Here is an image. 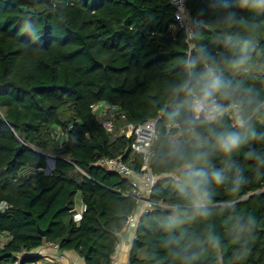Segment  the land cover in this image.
<instances>
[{
    "label": "trees",
    "instance_id": "trees-1",
    "mask_svg": "<svg viewBox=\"0 0 264 264\" xmlns=\"http://www.w3.org/2000/svg\"><path fill=\"white\" fill-rule=\"evenodd\" d=\"M186 9L196 20L190 40L174 22L169 0H0V264H38L32 252L46 244L84 264H111L117 233L136 202L130 180L96 162L119 158L139 172L133 137L120 131L149 120L157 121L158 132L148 164L158 179L149 200L163 206L140 217L129 264H183L181 257L193 251L194 264H219V256L222 264H264V177L245 157L247 148L232 157L246 181L238 192L230 184L217 187L209 217L166 226L170 210L183 203L172 145L191 151L194 142L187 131L172 138L164 126L175 125L173 112L181 128L192 116L191 97L176 89L189 71L202 70L199 63L188 67L202 46L220 57L239 53L237 36L252 39L249 63L225 67L223 75L241 85L237 98L250 92L259 105L251 113L254 126L264 130V13L242 10L238 0H186ZM230 9L256 31L226 27ZM96 104L117 108L112 133L92 113ZM221 123L230 124L226 115L196 131L207 136ZM55 128L68 139L56 142ZM250 147L264 153V142ZM49 156L53 168L46 173ZM222 161L220 154L213 158L217 168ZM249 216L255 223L237 236L235 222ZM210 233L219 237L218 247L208 241Z\"/></svg>",
    "mask_w": 264,
    "mask_h": 264
},
{
    "label": "clouds",
    "instance_id": "clouds-1",
    "mask_svg": "<svg viewBox=\"0 0 264 264\" xmlns=\"http://www.w3.org/2000/svg\"><path fill=\"white\" fill-rule=\"evenodd\" d=\"M238 7L252 13H264V0H238ZM223 24L229 28L243 27L249 33L257 29V25L240 16L234 9L227 11ZM252 43L250 37L237 36L234 46L239 47V53L220 57L211 55L202 46L197 58L188 65L191 70L195 69L198 63L202 64V70L199 73L189 71V79L176 89L177 93L184 91L191 97V110L194 115L183 121V128L176 122L179 112L171 113L170 119L180 129L178 135H184L185 131L191 134L194 146L191 151H185L178 141H174L172 145L180 173L175 185L183 203L170 210L166 225L169 230L183 224L185 219L209 217L215 188L226 184L231 185L232 192H238L242 188L246 182L245 178L232 159L233 155L242 149H248L245 157L255 162L257 175L264 177V172L261 171L264 169V153L250 147L253 142H264V130L254 126L251 115L253 111H258L259 105L251 98L250 92L249 98H237L236 93L242 90L241 85L226 80L223 75L225 67L240 68L249 63ZM224 99L230 100V103H221ZM226 113H231V124L221 123L218 128H210L207 136L196 131L203 123L221 121ZM216 154L223 157L220 168L213 164ZM254 223L251 216L247 218L246 223L238 219L234 225L236 235H242L244 230ZM207 239L214 246H219V237L215 234L210 233ZM189 240L195 243L194 237H189ZM181 258L183 264H194L198 253L193 251L191 255H183Z\"/></svg>",
    "mask_w": 264,
    "mask_h": 264
},
{
    "label": "built area",
    "instance_id": "built-area-1",
    "mask_svg": "<svg viewBox=\"0 0 264 264\" xmlns=\"http://www.w3.org/2000/svg\"><path fill=\"white\" fill-rule=\"evenodd\" d=\"M169 4L174 10L173 19L177 26L184 31L187 36V40L192 37V31L194 25H196V20L193 19L186 9V0H169ZM92 113L99 119L101 126L106 132L112 133L114 129V117L118 115L117 108L112 104H96L91 107ZM192 115L194 113L192 112ZM232 123L231 113L225 114ZM120 118L124 117L120 115ZM156 120H149L143 124L131 125L127 124L126 127L120 132H124L125 136L133 137V142L130 145V149L133 153L138 154L142 157V166L139 172H135L133 169L125 165L119 158L117 159H107L102 158L96 162V165L112 171L122 177L128 178L132 185L131 197L136 202L135 210L129 214L125 219L124 230L132 233V239L135 238L136 229L139 224V219L142 215L149 213L153 210L155 206L162 207L161 203H153L149 200V196L155 186L158 179L157 176L153 175L149 170V161L153 156V146L157 139V128ZM165 132L176 139L178 137L179 129L176 125L166 124L164 126ZM53 136L56 142L61 143L68 139L67 132L55 128L53 130ZM49 159L48 161H52ZM47 161V164H48ZM49 166V165H48ZM52 168L45 171L48 173ZM259 192H264V185ZM83 211V207L79 211H76L75 216L80 217ZM120 235L121 232L117 233L118 241L115 244L114 251L117 252L120 248ZM58 249L57 246H53ZM60 264V263H58ZM129 264V262H128Z\"/></svg>",
    "mask_w": 264,
    "mask_h": 264
},
{
    "label": "crops",
    "instance_id": "crops-1",
    "mask_svg": "<svg viewBox=\"0 0 264 264\" xmlns=\"http://www.w3.org/2000/svg\"><path fill=\"white\" fill-rule=\"evenodd\" d=\"M80 200L77 201L76 211L81 209ZM133 239L132 233L122 231L120 235V248L112 256L111 264H128L129 253ZM32 255L40 257L38 264H84L83 260L72 252H62L52 245L46 244L34 250Z\"/></svg>",
    "mask_w": 264,
    "mask_h": 264
},
{
    "label": "water",
    "instance_id": "water-1",
    "mask_svg": "<svg viewBox=\"0 0 264 264\" xmlns=\"http://www.w3.org/2000/svg\"><path fill=\"white\" fill-rule=\"evenodd\" d=\"M19 150H20V147H18V148L16 149L15 154H14V157L16 156V154L18 153ZM53 162H54L53 160H52V161H48V163L50 164V167H51V168H53ZM38 233H39V235H40L41 237L44 236V233H43L42 231H40L39 229H38ZM218 262H219V264H222L221 256L218 257Z\"/></svg>",
    "mask_w": 264,
    "mask_h": 264
},
{
    "label": "rangeland",
    "instance_id": "rangeland-1",
    "mask_svg": "<svg viewBox=\"0 0 264 264\" xmlns=\"http://www.w3.org/2000/svg\"><path fill=\"white\" fill-rule=\"evenodd\" d=\"M49 159H52V158L49 156L48 160H49ZM48 168H49V166H48ZM1 241H2V242H5L6 239L3 237V238L1 239Z\"/></svg>",
    "mask_w": 264,
    "mask_h": 264
},
{
    "label": "bare ground",
    "instance_id": "bare-ground-1",
    "mask_svg": "<svg viewBox=\"0 0 264 264\" xmlns=\"http://www.w3.org/2000/svg\"><path fill=\"white\" fill-rule=\"evenodd\" d=\"M48 165L50 166V164L48 163Z\"/></svg>",
    "mask_w": 264,
    "mask_h": 264
},
{
    "label": "snow or ice",
    "instance_id": "snow-or-ice-1",
    "mask_svg": "<svg viewBox=\"0 0 264 264\" xmlns=\"http://www.w3.org/2000/svg\"><path fill=\"white\" fill-rule=\"evenodd\" d=\"M77 219H79V217H77Z\"/></svg>",
    "mask_w": 264,
    "mask_h": 264
}]
</instances>
